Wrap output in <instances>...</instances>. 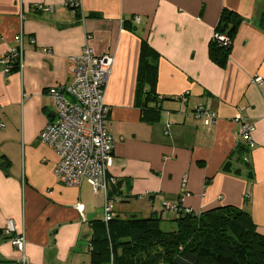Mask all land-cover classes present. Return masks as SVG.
Here are the masks:
<instances>
[{"label": "crops", "instance_id": "crops-1", "mask_svg": "<svg viewBox=\"0 0 264 264\" xmlns=\"http://www.w3.org/2000/svg\"><path fill=\"white\" fill-rule=\"evenodd\" d=\"M223 8L240 21L220 64L210 39ZM263 12L264 0H80L78 11L63 0H0V57L20 39L23 51L21 68L0 72V264H21L22 253L2 232L7 219L25 237L27 264L89 263L105 195L87 181L59 182L57 157L38 138L53 116L47 88L69 83V58L86 43L113 56L104 100L114 215L165 221L177 212L163 202L195 212L229 204L247 211L264 234V81H250L264 80ZM141 39L157 57V98L147 100L159 108L153 121L142 118L145 96H136ZM198 104L216 113L214 125L192 114ZM243 121L254 126L251 143L239 136Z\"/></svg>", "mask_w": 264, "mask_h": 264}, {"label": "trees", "instance_id": "trees-1", "mask_svg": "<svg viewBox=\"0 0 264 264\" xmlns=\"http://www.w3.org/2000/svg\"><path fill=\"white\" fill-rule=\"evenodd\" d=\"M239 21L236 13L223 8L214 32L226 34L232 42ZM261 22L264 26V12ZM230 46L225 48L211 38L210 55L224 64ZM155 53L147 40L141 39L136 96H145L142 118L148 121L155 120L159 113L158 107L147 106V100L157 98L151 87L157 74ZM147 83L150 90L145 88ZM241 149L238 146V152ZM109 193L107 197L112 198ZM162 220L158 215L120 218L113 213L107 222L94 221L96 226L87 245L88 264H264V234L240 207L228 204L200 212L181 209L170 219L176 225L173 232L161 229ZM155 240L159 246L153 249Z\"/></svg>", "mask_w": 264, "mask_h": 264}, {"label": "built area", "instance_id": "built-area-1", "mask_svg": "<svg viewBox=\"0 0 264 264\" xmlns=\"http://www.w3.org/2000/svg\"><path fill=\"white\" fill-rule=\"evenodd\" d=\"M63 4L73 11L80 8V0H63ZM34 9L52 11L53 6L35 4ZM133 21L138 22L139 16H134ZM89 37L87 36V39ZM212 38L225 48L230 46L231 41L224 33L213 32ZM22 54L20 39L16 47L8 49L0 57V72L7 75L14 67L21 68ZM112 63L113 56L110 53L97 54L87 43L79 54L71 56L68 65L69 83L47 88V94L52 99L53 116L38 134L39 141L50 147L57 157L53 173L59 182L78 186L87 181L93 193L99 191L104 193V222L112 218L114 204L117 201L116 197H107L108 181L115 180L108 179L106 174L113 159V136L105 128L109 107L105 103L104 92ZM250 81L260 86L264 80L262 76L255 75ZM180 100L186 101L185 94L180 96ZM192 114L203 117L206 126L214 125L217 121L216 113L201 104L194 107ZM253 130L254 126L250 122L243 121L239 136L251 143ZM76 206L82 211V203H77ZM163 206L174 212L181 209L185 212L192 210L168 202H163ZM2 232L22 253L20 263L27 264L23 254L25 237L16 232L13 220H6Z\"/></svg>", "mask_w": 264, "mask_h": 264}, {"label": "rangeland", "instance_id": "rangeland-1", "mask_svg": "<svg viewBox=\"0 0 264 264\" xmlns=\"http://www.w3.org/2000/svg\"><path fill=\"white\" fill-rule=\"evenodd\" d=\"M161 229L166 232H170V231L173 232L174 230H176V225L173 221L165 220L161 222ZM155 243H156L155 245L156 247L154 246L153 249H156L159 246V242L157 240H155Z\"/></svg>", "mask_w": 264, "mask_h": 264}]
</instances>
